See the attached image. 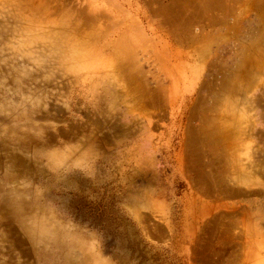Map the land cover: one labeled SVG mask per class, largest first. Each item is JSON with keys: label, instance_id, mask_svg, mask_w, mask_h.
<instances>
[{"label": "rangeland", "instance_id": "obj_1", "mask_svg": "<svg viewBox=\"0 0 264 264\" xmlns=\"http://www.w3.org/2000/svg\"><path fill=\"white\" fill-rule=\"evenodd\" d=\"M111 182L171 264H264V0H0V264H133L63 211Z\"/></svg>", "mask_w": 264, "mask_h": 264}, {"label": "trees", "instance_id": "obj_2", "mask_svg": "<svg viewBox=\"0 0 264 264\" xmlns=\"http://www.w3.org/2000/svg\"><path fill=\"white\" fill-rule=\"evenodd\" d=\"M87 188L91 192L87 193L82 187L69 192L62 202L63 211L74 221L95 230L106 253L126 251L133 264H171V251L147 243L136 224L124 213L119 205V186L112 182L100 186L103 192L96 187Z\"/></svg>", "mask_w": 264, "mask_h": 264}]
</instances>
